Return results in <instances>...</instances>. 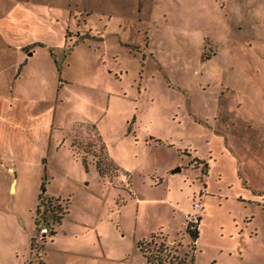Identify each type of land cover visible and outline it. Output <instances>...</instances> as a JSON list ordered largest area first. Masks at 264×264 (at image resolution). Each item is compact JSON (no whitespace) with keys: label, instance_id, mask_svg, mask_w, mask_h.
<instances>
[{"label":"rangeland","instance_id":"1","mask_svg":"<svg viewBox=\"0 0 264 264\" xmlns=\"http://www.w3.org/2000/svg\"><path fill=\"white\" fill-rule=\"evenodd\" d=\"M37 1L62 14L33 27L48 41L71 16L38 76L1 57L0 91L36 103L0 133V264H264V187L241 192L226 156L208 173L227 117L264 128V0Z\"/></svg>","mask_w":264,"mask_h":264},{"label":"crops","instance_id":"2","mask_svg":"<svg viewBox=\"0 0 264 264\" xmlns=\"http://www.w3.org/2000/svg\"><path fill=\"white\" fill-rule=\"evenodd\" d=\"M49 10L55 13V15L49 13ZM65 12L67 14L66 17L70 19L71 7L67 8V10L65 9ZM48 13L51 15H47ZM60 14L61 13L53 10V5L48 6L45 4V6H43L37 0H9L7 9L0 14V38H2L6 44L5 46H0V63L3 61L1 57L8 58L9 55L12 56V76H14V78L18 77L15 74V68L17 66H21L20 70H22L25 76L29 75V77H35L41 74V68L37 67L39 64L35 62L34 58L36 55L44 56L46 54L44 51L50 55L51 59H54L55 63H57L58 51H63L66 42V28L69 19L65 25V36L59 41L46 40L43 33L33 31V27L36 26L37 31H39L38 26L46 30L48 19L56 18L55 20H59L62 18ZM48 16H50V18ZM2 20L10 24L7 29L3 25L4 22ZM26 29H28L29 32H27ZM61 29L62 32H64V28L61 27ZM44 47H47L46 50H41ZM1 64L0 67L5 66ZM35 103L36 99L22 95L14 88H8L7 91H0V133L7 134V128H11L9 130H16L17 132L18 126H16L15 121L17 119L19 120V118L24 121L22 116H18L19 118L16 116L17 112H25L26 109L28 112H32ZM29 118H31V122V120H36L38 117L30 116ZM230 118L231 120H228ZM10 121L15 122L14 128V125L11 127L2 125ZM32 125L33 124H28L26 128L30 131H36ZM246 131H248V133H245ZM52 133L53 131L51 129L48 139L46 137L47 149L52 145ZM217 134L216 136L220 139L219 141L222 144L220 145V149L216 150L214 147L212 151L214 155L211 156L208 164L209 175L211 173L218 176L224 175V165L221 164V161L223 157L226 156L229 158L232 169L236 174V178L240 184V191H247L249 194L254 195L261 194V188L264 187V128L259 125H248L247 123H243L241 119L239 120L236 116H231L226 118V121L223 122L221 132H217ZM63 143L64 140L60 141L56 147L59 149ZM0 159H2L1 153ZM40 159H42V162L45 164V168H48L47 155L43 153ZM225 178L226 176L224 175V180ZM221 179L223 180V177ZM15 182V179L11 181V190H13L14 187L16 189Z\"/></svg>","mask_w":264,"mask_h":264},{"label":"trees","instance_id":"3","mask_svg":"<svg viewBox=\"0 0 264 264\" xmlns=\"http://www.w3.org/2000/svg\"><path fill=\"white\" fill-rule=\"evenodd\" d=\"M76 155V154H75ZM77 156V155H76ZM83 160L86 162V157L83 156ZM99 162H100V159H99ZM98 167H99V170L102 174H105V170L104 168L102 167V165L100 163H98ZM42 191L40 192L39 194V197H40V202L38 204V213L40 212V209H41V205L43 203H46V202H49V201H52V198L51 196L47 197L45 195V190H46V187H45V181H43L42 183ZM57 199H60L59 197ZM53 207H59L57 204H53ZM63 212H66V210H63ZM63 217V213L61 212L60 214H56V217H55V220H61V218ZM38 219V217H37ZM40 220V219H39ZM188 230H190L192 232V234L194 235L195 238L198 237L199 235V227L196 226L194 228H191L190 224H188ZM155 233L151 236V237H154ZM147 239H142L139 241V247L141 248V250L143 251L144 255L147 257V261L148 262H153L152 260H154V258L151 256V254L148 253V250L146 249L145 247V242ZM154 263V262H153ZM154 264H157V263H154Z\"/></svg>","mask_w":264,"mask_h":264},{"label":"built area","instance_id":"4","mask_svg":"<svg viewBox=\"0 0 264 264\" xmlns=\"http://www.w3.org/2000/svg\"><path fill=\"white\" fill-rule=\"evenodd\" d=\"M200 218H201V216L199 213H189L186 216V220H187L188 224H190L191 228L198 226V224L200 222Z\"/></svg>","mask_w":264,"mask_h":264}]
</instances>
